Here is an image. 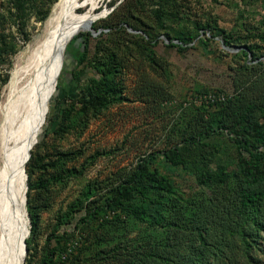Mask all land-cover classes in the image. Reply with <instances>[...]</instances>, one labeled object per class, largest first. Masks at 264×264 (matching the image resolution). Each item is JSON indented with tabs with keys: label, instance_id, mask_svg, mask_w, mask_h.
Returning <instances> with one entry per match:
<instances>
[{
	"label": "rangeland",
	"instance_id": "rangeland-1",
	"mask_svg": "<svg viewBox=\"0 0 264 264\" xmlns=\"http://www.w3.org/2000/svg\"><path fill=\"white\" fill-rule=\"evenodd\" d=\"M19 1H23V8ZM57 1L0 0V104L12 72L22 62L25 48L40 36ZM165 1L172 15L166 14L162 23L156 19L155 10L159 5L156 0H81L77 6L76 17L87 8L86 11H94L96 19L89 26L79 25L77 34L66 37L55 87L40 105L36 117L35 144L45 129L51 127L50 134L38 147L44 152V166L48 167L43 172L36 171L32 179L49 181L75 174L76 177L56 185L49 210L41 214L29 264H43L52 246L68 245L72 241L78 244L67 264H121L124 258L120 256L125 249L132 251L153 242L158 232L146 222L132 218L114 222L112 212L106 209L95 217L88 215L87 210L104 204L111 191L148 157L154 158L151 168L170 176L180 196L188 199L201 195L203 190L190 173L181 168L169 170L171 167L162 154L176 148L183 158L192 156L194 149L188 150L181 143L186 124L199 114L209 116L216 111L199 102L198 96L219 95L230 99L264 85V41L259 37L264 32V0ZM44 14L47 17L41 21ZM201 26L204 28L200 29ZM196 30L197 37L192 41L183 43L173 39L175 47H168L167 34L178 38L181 31L194 33ZM218 31L233 39L246 40L260 56L261 66L248 63L255 66L250 68L246 63L248 59L241 53L246 46L226 44ZM79 34L82 39L89 38V53L86 62L75 68V60L66 54V43ZM80 41L78 39L76 44ZM146 51L152 54L154 65L144 59ZM112 53L121 60L116 81L123 88L125 100L95 116H84L80 105H76L69 131L58 130L62 124V109H69L86 91L88 80L93 76L92 65ZM65 59L67 65L63 74ZM72 70L76 74L74 80ZM48 113L51 122L47 119ZM231 136L218 131L206 139L209 145L221 151L214 169L223 167L229 173L237 170ZM60 152L68 153L70 161L60 158ZM193 153L195 157L191 160L197 157L198 150ZM191 170L194 172L195 168ZM204 202L205 199H201L181 205L177 212L162 211L143 203L149 209V216L144 219L150 222L155 217H165L171 222L189 223ZM133 203L142 204V201ZM85 216L87 221H82ZM25 219L23 244L30 236L26 214ZM258 243L259 248L264 249V233ZM252 254L264 264V256L258 252Z\"/></svg>",
	"mask_w": 264,
	"mask_h": 264
},
{
	"label": "trees",
	"instance_id": "trees-1",
	"mask_svg": "<svg viewBox=\"0 0 264 264\" xmlns=\"http://www.w3.org/2000/svg\"><path fill=\"white\" fill-rule=\"evenodd\" d=\"M162 1L168 6V2ZM156 2L159 4L155 10L156 19L162 23L163 18L172 15V12L165 4L161 5L159 0ZM19 6L23 8V1H19ZM46 17L47 14H44L40 20L44 21ZM218 35L228 45H245L246 50L241 53L248 59L246 63L261 66L258 61L260 56L246 40L233 39L229 34L227 37L222 31H218ZM166 37L169 40L168 47H175L172 44L173 39H179L183 43L192 41L197 37V30L194 33L181 31L178 38L170 34ZM259 37L264 41V32ZM78 39H81L80 44H76ZM67 43L66 54L75 60V68H78L86 62L89 38L82 39L79 34ZM1 49L3 51V48ZM143 57L154 65L150 52L146 51ZM120 62L116 54L112 53L107 59L92 65L93 76L88 80L86 91L69 109H62V124L58 130L69 131L71 114L76 105H80L84 116H95L125 100L122 96L123 88L116 81ZM251 64H248L250 68L255 67ZM66 65L65 59L62 73L65 72ZM71 72L72 79H76L74 71ZM94 75L99 78L96 79ZM56 87L58 89L59 84ZM206 105L212 106L216 111L209 116L199 114L186 124L181 134V143L188 150H198L197 157L191 160V157H195L194 150H191L192 156L185 159L176 148L162 154L165 163L171 167L169 170L181 168L190 173L197 186L203 190L201 195L188 199L180 196L170 176L161 173L158 168H151L154 158L148 157L141 160L137 169L111 191L104 204L87 210L88 215L93 214L95 217V214L106 209L112 212L111 218L114 222L132 218L146 222L152 229L157 230L156 239L144 248H134L132 251L125 249L120 256L124 258L121 264H260L252 253L258 252L264 256V249L259 248L258 243L261 233H264V85L243 94L240 92L233 98ZM47 119L51 122L50 116ZM66 122H69L68 125ZM84 125H87V122ZM50 128L45 129L34 149L29 151L30 157L25 166L26 209L30 223V236L25 241L28 251L25 264H29L33 241L39 232L41 214L49 210L56 185L76 177L75 174L54 177L49 181L32 179L36 171L43 172L48 167L44 166V152L38 147L50 134ZM218 131L232 135L230 141L238 161L235 172L229 173L223 167L214 169V162L221 151L218 147L209 145L206 139ZM58 156L65 157L67 162L71 159L68 153L60 152ZM191 167L195 168L194 172ZM201 199H205V202L189 223L182 220L171 222L165 217H155L150 222L144 219L149 216V209L143 203L159 207L162 211L177 212L181 205H189L192 201ZM137 200H141L142 204L133 203ZM82 221H87V216L82 218ZM50 239L51 236L46 240V244ZM77 244L74 241L63 246L56 243L46 254L43 264H67Z\"/></svg>",
	"mask_w": 264,
	"mask_h": 264
},
{
	"label": "bare ground",
	"instance_id": "bare-ground-1",
	"mask_svg": "<svg viewBox=\"0 0 264 264\" xmlns=\"http://www.w3.org/2000/svg\"><path fill=\"white\" fill-rule=\"evenodd\" d=\"M80 1H57L40 36L25 48L0 104V264H22L24 258V166L36 141L38 109L55 87L66 37L96 19L92 9L75 16Z\"/></svg>",
	"mask_w": 264,
	"mask_h": 264
},
{
	"label": "built area",
	"instance_id": "built-area-1",
	"mask_svg": "<svg viewBox=\"0 0 264 264\" xmlns=\"http://www.w3.org/2000/svg\"><path fill=\"white\" fill-rule=\"evenodd\" d=\"M225 98L223 96H219V95H200L198 96V101L202 102V103H214V102H220V101H224Z\"/></svg>",
	"mask_w": 264,
	"mask_h": 264
},
{
	"label": "water",
	"instance_id": "water-1",
	"mask_svg": "<svg viewBox=\"0 0 264 264\" xmlns=\"http://www.w3.org/2000/svg\"><path fill=\"white\" fill-rule=\"evenodd\" d=\"M29 157H30V155H29ZM25 179L27 181V175H26V173H25ZM26 192H27V183H26ZM26 203H27V196H26V193H25V208H26ZM26 214H27V218L29 219L27 210H26ZM27 254H28V251H27L26 244H25V247H24V258L22 260V264H25V260H26Z\"/></svg>",
	"mask_w": 264,
	"mask_h": 264
}]
</instances>
